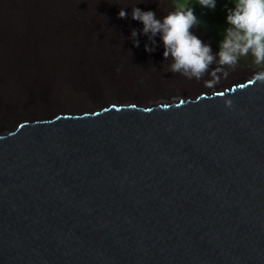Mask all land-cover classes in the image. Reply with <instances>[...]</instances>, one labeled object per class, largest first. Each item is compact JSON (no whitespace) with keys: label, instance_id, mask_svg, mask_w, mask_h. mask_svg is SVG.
Listing matches in <instances>:
<instances>
[{"label":"water","instance_id":"1","mask_svg":"<svg viewBox=\"0 0 264 264\" xmlns=\"http://www.w3.org/2000/svg\"><path fill=\"white\" fill-rule=\"evenodd\" d=\"M0 264H264V84L20 127L0 141Z\"/></svg>","mask_w":264,"mask_h":264},{"label":"bare ground","instance_id":"2","mask_svg":"<svg viewBox=\"0 0 264 264\" xmlns=\"http://www.w3.org/2000/svg\"><path fill=\"white\" fill-rule=\"evenodd\" d=\"M176 2L177 0H81L80 3L85 12V21L82 22V28L85 31L82 33L84 36L81 37L84 48L78 58H83L90 67L106 69L102 74L112 77L110 83L113 84L112 87L115 91L127 89L132 85V80L137 75H143L148 83L145 84L146 91L168 92L161 95L163 99L149 103L150 106L138 102H124L121 105L112 104L86 112H58L53 117L42 119L21 116L16 119L18 121L15 124L14 120L9 123L7 121L1 122V127L4 126V128L0 130V141L12 139L20 127H50L55 126L57 119L77 121L120 110H169L171 107L196 105L202 99L220 97L242 87L258 83H248L251 79L249 77L240 83L235 82L227 86L225 84L227 80L221 79L214 88H208L203 82V84L192 82L193 79L186 78V81H177L181 74L169 71L171 58L168 60L163 58L162 46L157 47L155 52H145L143 46L147 42V37L139 34V31L137 36L139 46H134L129 38L130 31L132 28L139 30L142 24L132 20L130 16L119 18L117 15L119 7H129L126 12H130V6L138 3L136 6L142 10L151 9L156 12L157 16H162L172 10ZM187 2L195 7L197 16L200 12H210L209 10H202L196 0H187ZM227 3L229 0H218V8H222V10L217 9L223 15V5ZM54 7L46 5L45 0H0V92L14 91H7L8 87L6 88V86L10 83L7 78L31 76L32 73L38 72L40 67L47 65L46 63L49 61L47 56L53 54L54 47L52 46L53 39L49 40L44 32V22L47 23L50 13L53 20ZM202 21H204L203 29L197 27L195 32L202 40L210 43L213 52H215L217 50L216 42L219 39L218 33L225 27L224 21L206 19H202ZM156 39L159 41V37ZM238 71L235 72L236 75L243 74L242 72L239 74ZM125 76L127 78L123 79ZM118 78L122 79L118 80ZM208 78L205 75L201 80ZM157 89L166 91H156ZM33 93V91L29 93L27 99L34 103L36 105L34 109L38 110L39 99ZM49 94L51 92H48V96ZM2 95L7 94H1L0 97ZM159 95L157 94V96ZM0 100L2 101L1 98ZM52 102L53 100L48 103L51 105Z\"/></svg>","mask_w":264,"mask_h":264},{"label":"clouds","instance_id":"3","mask_svg":"<svg viewBox=\"0 0 264 264\" xmlns=\"http://www.w3.org/2000/svg\"><path fill=\"white\" fill-rule=\"evenodd\" d=\"M196 3L202 10L213 11L218 0H196ZM137 4L130 6V12H126L129 7H119L118 17L130 16L142 24L139 30L130 31L133 45L139 46V31L147 37L145 52H155L162 46L163 58H171L172 73L197 81L207 75L209 78L203 81L205 87L214 88L242 59L250 58L258 70L252 73L248 83L264 84V0H229L223 5L225 27L218 33L215 52L210 43L196 34L195 29H203L204 21L187 0H177L172 10L162 16L151 9L142 10ZM232 103L231 99L224 100L226 108H231Z\"/></svg>","mask_w":264,"mask_h":264},{"label":"rangeland","instance_id":"4","mask_svg":"<svg viewBox=\"0 0 264 264\" xmlns=\"http://www.w3.org/2000/svg\"><path fill=\"white\" fill-rule=\"evenodd\" d=\"M217 8L218 5L214 12H200L198 16L201 20H219L220 22H222L224 21L223 16L225 15V13L223 15L222 12L218 11L219 8ZM219 10H222V8H220ZM70 12L71 10L67 12L64 18V23L66 18L68 19V29L70 37L67 38L66 34L64 35V52L62 56H56L53 49V54L47 56L49 58V61L46 63L47 65H43L44 67H40L38 72L32 73L31 76L27 77L15 76L16 78H7L9 79L7 81H10V83L6 86V88L8 87L7 91L14 90L15 92H0V95L7 94L0 97L2 99V101L0 100V112H2L0 113V130L4 128V126L1 127V122L7 121L9 123L10 121L14 120L15 124L18 121L16 119L21 116H23L24 118L33 117L34 119L50 118L55 116V114H58V112H86L88 110H98L112 104L121 105V103L124 102H138L141 104H145V106H150L149 103L158 101L159 99H163L161 98V95L168 93L146 91L145 84L148 83L143 75H137L132 80V85L127 89H124L123 91L113 90V84L110 83L112 77L110 78L109 76H104L102 74V72H104L106 69H102L101 67H90L83 60V58H78L79 46L76 44L80 32L78 15H72ZM54 43L55 42H53V45ZM257 70V66H255L251 62L250 58L242 59L237 68L230 71L229 76L226 78L227 82L225 84H227L228 86L235 82L240 83L243 80L249 79V77L252 76V73ZM237 71L239 74L240 72H242L243 76L236 75L235 72ZM21 78L23 80H20ZM124 78L127 77L125 76L123 77V79ZM120 79L122 78H118V80ZM180 80L186 81V78L180 75V78L177 81ZM203 81L204 80L197 81L194 78L192 80V82H200L201 84H203ZM16 85L17 87H15ZM32 91L34 92L33 95L37 99H39L38 110L34 109L36 108V105L34 103H31L29 99H27L30 95L29 93H31ZM156 91L166 90L157 89ZM48 92H51L49 96ZM157 94L160 95L157 96ZM52 100L53 102L50 105L48 102Z\"/></svg>","mask_w":264,"mask_h":264},{"label":"trees","instance_id":"5","mask_svg":"<svg viewBox=\"0 0 264 264\" xmlns=\"http://www.w3.org/2000/svg\"><path fill=\"white\" fill-rule=\"evenodd\" d=\"M81 0H45V4L48 6L54 7V16L53 20L51 19V13L49 14L48 21L44 22V32L46 33L49 40L53 39L54 43V52L56 56H62L64 52V35L66 34L67 38L70 37L68 29V19L66 18L64 23L65 15L69 10L71 14L78 15L79 21V36L77 40L78 53L80 54L84 48L83 43L81 42V37L84 36L82 33L85 31L82 28V22L85 21V12L80 5ZM72 6V7H71Z\"/></svg>","mask_w":264,"mask_h":264}]
</instances>
